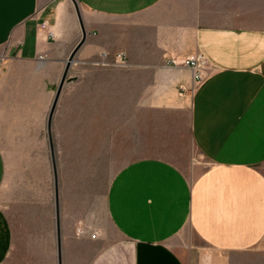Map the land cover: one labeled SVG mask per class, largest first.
I'll return each instance as SVG.
<instances>
[{"label": "crops", "instance_id": "1", "mask_svg": "<svg viewBox=\"0 0 264 264\" xmlns=\"http://www.w3.org/2000/svg\"><path fill=\"white\" fill-rule=\"evenodd\" d=\"M78 3L86 38L72 64L85 66L71 65L52 121L57 219L50 153H32L24 201L4 145L46 139L40 118L81 25L72 0H0V264H252L236 260L264 255V0ZM195 53L208 60L198 84L168 62ZM186 140L193 175L172 161ZM107 153L128 162L103 226L82 161Z\"/></svg>", "mask_w": 264, "mask_h": 264}, {"label": "rangeland", "instance_id": "2", "mask_svg": "<svg viewBox=\"0 0 264 264\" xmlns=\"http://www.w3.org/2000/svg\"><path fill=\"white\" fill-rule=\"evenodd\" d=\"M126 60V59H125ZM117 62V61H116ZM118 64H120L119 62H117ZM72 68H71V73H78V71L80 70V68L82 66H85L84 64H71ZM122 65V64H120ZM125 65V64H124ZM71 67V66H70ZM64 71H62L59 74V77L56 81V83L54 84V95L55 92L57 93V89L58 86L60 84L62 75H63ZM71 75V74H70ZM73 75V74H72ZM69 76V74H68ZM67 82H75L74 79H69L67 77ZM52 96L51 100L49 101V103L47 104V109L46 112L44 113V116L41 115L40 118V132L42 131V135L46 136V139L43 138V142L40 143L39 145H31L29 143H23V144H6L4 145L6 147L7 153H8V157H9V164L11 168H17L18 173H22L23 175V197H24V201H26V197H29L30 194L26 193V192H30V173H31V155L32 153L35 151V148L38 146V153L39 155V159L41 160L42 155L43 157L46 156V152L48 151L50 153V160L52 162V167H53V171H54V182L57 181V159H56V151H55V145L53 142V136L49 134V129H48V121H49V113L51 110V106L53 103V98H55V96ZM107 102L110 101L108 100ZM62 109V108H61ZM76 115V112L72 113L70 112V115ZM95 114V113H93ZM58 115L56 116L57 119L58 117H60V119H62V115H63V110H61L60 112L56 111V114ZM66 115L68 116L69 113H66ZM54 116V114H53ZM65 116V115H64ZM66 117V116H65ZM104 117L110 120V113H106L104 112ZM77 117L72 116V119H76ZM53 121V118H52ZM58 124V122H56V125ZM68 129L67 128H62L60 126H56V133L57 134H64ZM71 131L73 129H70ZM73 132V131H72ZM41 134V133H40ZM51 134H52V124H51ZM47 135H48V139H47ZM51 139H52V143H53V151H54V158H55V162H56V173L54 170V165H53V160H52V148H51ZM48 140V141H47ZM94 146V145H92ZM45 154V155H44ZM117 155V154H116ZM123 154H118L117 156H120ZM183 156L185 158L183 159H172V161L177 164L178 166H180L186 173H189L191 175H193V171L191 170V162L193 161V158L199 157L200 154L198 152V150L196 149V147L193 145V143L189 140H186V144H185V152L183 153ZM105 158H99V159H87L86 161H82L87 169V175H86V182H85V195H86V200L88 203L89 208H91V211L93 212L95 218L103 225V226H107L109 224V220H108V214H107V192H108V187L109 184L112 180V178L114 177L115 173L120 169L121 166H123L125 163L128 162V160L126 159H122V158H114L113 154H109L107 153L106 155H104ZM112 157V158H110ZM71 167H76L78 165V161L77 160H70L67 161ZM41 163V162H40ZM193 173V174H192ZM39 180L41 184L42 182V175L44 174L42 172V167L39 166ZM76 175H73V171H72V179H75ZM43 183V182H42ZM73 184V181H72ZM55 190H56V182H55ZM57 192H58V185H57V190H56V196H57ZM28 205L24 206V215H29V211L28 209ZM27 208V209H26ZM236 262L239 263H252V264H262L264 263V255H258L256 253H247L244 256H241L239 259L236 260Z\"/></svg>", "mask_w": 264, "mask_h": 264}, {"label": "water", "instance_id": "3", "mask_svg": "<svg viewBox=\"0 0 264 264\" xmlns=\"http://www.w3.org/2000/svg\"><path fill=\"white\" fill-rule=\"evenodd\" d=\"M72 2L74 3V6H75V10H76V13H77V16H78V19H79V23L81 25V29H82V38L81 40L78 42V44L75 46V48L73 49V51L71 52L67 62H66V66H65V69H64V73L62 75V78H61V81H60V84L58 86V89H57V93L55 95V98H54V101L52 103V106H51V110H50V113H49V121H48V129H49V134H50V137H51V124H52V118H53V114L55 112V109H56V105H57V102H58V98L60 96V93H61V90H62V87L65 83V81L67 80V77H68V74H69V70H70V66L75 58V55L78 51V49L80 48V46L82 45V43L84 42L85 38H86V31L84 29V24H83V20H82V16H81V13H80V8H79V3H78V0H72ZM51 148H52V160H53V165H54V170H55V173H56V162H55V158H54V151H53V143H52V139H51ZM56 182V190H57V181ZM56 209H57V219H59V206H58V197L56 196Z\"/></svg>", "mask_w": 264, "mask_h": 264}, {"label": "built area", "instance_id": "4", "mask_svg": "<svg viewBox=\"0 0 264 264\" xmlns=\"http://www.w3.org/2000/svg\"><path fill=\"white\" fill-rule=\"evenodd\" d=\"M41 28L46 29L47 24L42 23ZM50 34L52 33L50 32ZM102 55L107 56V53L104 52L102 53ZM116 61L122 65L126 64L124 54L119 53L117 55ZM168 62L174 65L183 64L185 66L190 67L193 71L194 82L197 84L204 79L203 71L208 66V60L202 53L190 54L180 60L176 59L175 57H170ZM93 236H95V234Z\"/></svg>", "mask_w": 264, "mask_h": 264}]
</instances>
